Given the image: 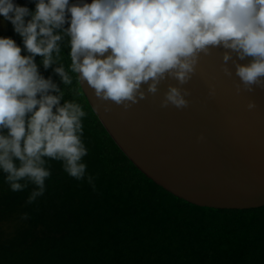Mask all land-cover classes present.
Returning a JSON list of instances; mask_svg holds the SVG:
<instances>
[{"label": "clouds", "instance_id": "9594fccd", "mask_svg": "<svg viewBox=\"0 0 264 264\" xmlns=\"http://www.w3.org/2000/svg\"><path fill=\"white\" fill-rule=\"evenodd\" d=\"M0 0V25L10 22L21 38L0 35V172L12 192L29 189L25 204L43 196L51 160L76 180L86 174L83 135L87 113L76 99L81 82L101 101L127 109L156 93L168 77L180 84L195 70L198 54L222 46L224 61L235 52V74L252 91L264 88V0ZM67 24V27L64 25ZM67 37L70 63H57ZM106 54V55H105ZM53 69L62 84L77 87L73 99L39 71ZM227 71V69H225ZM239 90V86H238ZM63 100V103L61 101ZM131 102V103H126ZM162 105L187 104L181 89L169 85ZM254 102L248 107L253 108ZM111 110L104 105V111ZM94 186V185H93ZM27 218V213L22 214Z\"/></svg>", "mask_w": 264, "mask_h": 264}, {"label": "trees", "instance_id": "16d2710c", "mask_svg": "<svg viewBox=\"0 0 264 264\" xmlns=\"http://www.w3.org/2000/svg\"><path fill=\"white\" fill-rule=\"evenodd\" d=\"M17 2L34 8L32 0ZM10 29L0 31L21 43ZM68 51L65 37L57 63L66 70ZM35 59L64 99H73L74 74L73 84L64 85L55 64L45 69L41 57ZM79 90L76 99L87 113L83 160L93 184L51 160L43 196L25 204L31 186L12 192L0 172V264H264V205L214 208L174 195L124 154Z\"/></svg>", "mask_w": 264, "mask_h": 264}, {"label": "water", "instance_id": "95a60500", "mask_svg": "<svg viewBox=\"0 0 264 264\" xmlns=\"http://www.w3.org/2000/svg\"><path fill=\"white\" fill-rule=\"evenodd\" d=\"M226 51L231 50L209 46L207 53L200 52L195 70L183 84L168 77L156 93H148L147 84L142 85L145 97L127 109L101 101L86 82L80 86L119 148L157 184L200 206L260 207L264 205V88L253 85L248 91L240 85L235 64L247 63L251 57L240 60L232 52L224 61ZM169 85L181 89L185 106L162 105ZM249 102L255 106L249 108ZM106 104L111 106L108 112Z\"/></svg>", "mask_w": 264, "mask_h": 264}, {"label": "flooded vegetation", "instance_id": "af4514ba", "mask_svg": "<svg viewBox=\"0 0 264 264\" xmlns=\"http://www.w3.org/2000/svg\"><path fill=\"white\" fill-rule=\"evenodd\" d=\"M10 26H11V25H9L8 28H11V29H12V26H11V27H10ZM6 28H7V25H6V27H5L4 25H0V30H1V29H6ZM11 29H10L9 31H11Z\"/></svg>", "mask_w": 264, "mask_h": 264}, {"label": "rangeland", "instance_id": "374dc122", "mask_svg": "<svg viewBox=\"0 0 264 264\" xmlns=\"http://www.w3.org/2000/svg\"><path fill=\"white\" fill-rule=\"evenodd\" d=\"M8 28V26H7ZM0 35H6L5 31H0Z\"/></svg>", "mask_w": 264, "mask_h": 264}]
</instances>
